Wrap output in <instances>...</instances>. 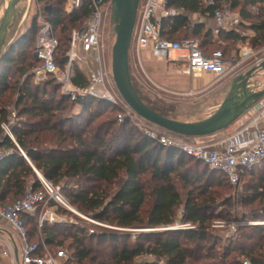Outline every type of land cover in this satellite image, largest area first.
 Masks as SVG:
<instances>
[{"label":"trees","instance_id":"obj_1","mask_svg":"<svg viewBox=\"0 0 264 264\" xmlns=\"http://www.w3.org/2000/svg\"><path fill=\"white\" fill-rule=\"evenodd\" d=\"M52 1L51 9L45 18L51 22L58 39L55 60L59 65H63L66 61L65 54L69 48L72 29L81 25L89 12V6L86 2L79 10L67 13L65 10L66 0ZM206 1L168 0L169 8L183 12L162 19V36L171 39L174 35L182 32H186L187 35H199L202 37L200 42L202 49L206 53H210L213 50H209L207 45L213 36L212 30L206 29L205 23L192 25L185 12L212 17L217 7L228 4L242 17L251 19L253 16L250 15L248 7L258 5L264 15V0H214L211 5H206ZM257 19L258 22L251 24V29L255 31L251 41L253 46H262L264 45V20ZM37 24V20L34 19L31 26L12 39L6 46L0 61V98L7 91L9 94L15 92L19 97L17 106L23 104L20 114L38 117V120L33 124L13 126L16 144L3 134L1 127L2 122L7 119L11 97L5 95L0 101V149L6 151L0 158V204L7 205L22 198L26 193L29 181L36 177L35 169H37L55 186H59L72 204L78 205L86 212H92L94 217L99 220L109 221L119 227L170 226L176 222L178 209L183 206L182 222L191 223L195 227L165 229L143 234L147 236L145 241L136 240L123 243L121 246H114L109 259L95 253L87 241L93 239L100 242L107 239L117 241L121 236H118L116 232H96L94 230L89 233L84 227L67 223H45L39 229L37 216L24 213L22 217L28 228L29 241L36 235V241L40 243V247L43 241L51 250L56 251L62 248L65 240L69 238L71 240L69 248L72 250V254L68 257L66 264H161L157 258L164 259L166 264H243V259L240 260V258L245 256L248 258L244 259H249L254 264H264V225L252 226L250 232L252 234L246 238L247 242L252 241V247L248 249L241 245L238 248L233 246V241L224 246H218L217 237L212 235L209 227L212 199L207 196L198 201L199 198L194 195L192 190H188L184 199L179 189V182L185 187H192L194 182H199L202 179H205V187H211L209 183L211 181L220 185L223 181L231 184L226 176L220 171L209 168L205 163L183 152L177 146L164 145L146 133L134 136L135 127H131V131L124 130L128 119L118 124L120 135L112 136V140L97 137L99 142L97 146L92 143L88 144V140L84 138H79L77 147L39 148L36 143L41 139L39 136L32 137L37 130L34 127L44 125L49 128L52 121L50 113L53 107L49 105L46 98L48 86L53 85L55 90L59 91V101L78 104L84 110L92 111L93 103L98 106L107 105L110 107H114V103L92 96L71 101L67 95L62 93L60 85L53 77L40 83L35 82L31 70L38 61L33 58V61L25 62L23 54L26 53L29 46L34 47L38 33ZM218 37L234 43L246 38L242 36L239 29L221 30ZM223 53L226 56L225 50ZM15 76V82L12 83ZM30 80L33 85H30ZM75 81L84 86L88 83L79 66ZM134 87L152 109L170 117L165 108L147 102L135 84ZM24 88L25 90H23ZM40 93L43 99L42 96L39 97ZM28 99H31V105L28 104ZM45 115L49 118H44ZM114 124L117 125V121ZM112 134L113 132L110 133V135ZM128 135L131 137L127 141ZM21 150L30 158L33 165L26 160ZM108 150H111L110 154ZM162 153L164 154L162 155ZM184 157L195 159L208 171L204 169L200 174L198 171L192 172L191 168L184 166ZM263 165L264 160L252 168L242 171L241 180L245 176H251L260 171ZM80 179L106 184L115 182L118 185L111 195L100 184L88 190L84 189L79 182L74 183L76 187L70 185L71 181H80ZM258 183L255 188L262 196L264 194V175L261 177L260 174ZM35 187H41L38 179H35ZM259 218L256 217V219ZM28 225H31V228ZM54 247L56 250L53 249ZM232 251L238 253V256L230 257ZM38 253H43L42 247ZM141 256L153 258L136 260Z\"/></svg>","mask_w":264,"mask_h":264},{"label":"built area","instance_id":"obj_2","mask_svg":"<svg viewBox=\"0 0 264 264\" xmlns=\"http://www.w3.org/2000/svg\"><path fill=\"white\" fill-rule=\"evenodd\" d=\"M86 2L89 12L81 25L71 32L63 65H59L55 60L58 39L51 22L46 19L39 22L34 44V59L40 64L34 66L31 74L34 75L36 83L50 77L55 78L62 93L71 101L92 96L110 102L119 99L126 103L113 79L111 61L104 42V28L107 18L111 15L113 0H66L65 10L72 13ZM167 2L168 0H140L132 40L135 49L150 48L156 57L181 62L184 74L201 77L204 73H212L218 79L238 67L240 59L245 60L252 54L253 49L250 47L240 53V59L228 60L220 50L206 53L197 39L173 40L163 37L162 19L183 12L169 8ZM213 3L214 0L206 1V5ZM212 18L216 24V33L221 30H238L242 21L241 14L228 4L217 7ZM173 52L178 54L175 59L171 58ZM78 66L87 78L88 83L85 86L75 81ZM98 87L102 88L101 92L97 91ZM15 115L14 111L9 114L1 127L3 134L17 144L13 131ZM232 126L230 131H222L220 136L212 137L204 143H178L166 135L153 131L149 132V136L164 145L179 147L209 168L222 172L232 185H237L241 182L242 171L264 160V97L245 110ZM5 152L0 151V158ZM21 152L33 165L25 152L23 150ZM35 171L40 188H36L35 181L31 180L22 198L7 205L0 204V227L13 228L23 241L22 260L19 261L13 243L0 236L2 255L9 259L8 264H63L67 258L63 249L53 251L42 241L43 253H38L40 243L29 241L28 228L22 214L38 215V228L41 229L45 223H64L67 220L58 208L79 213L59 186H55L37 169ZM90 220L96 222L94 218ZM90 231L94 232L93 229ZM242 261L243 264H254L249 259Z\"/></svg>","mask_w":264,"mask_h":264},{"label":"rangeland","instance_id":"obj_3","mask_svg":"<svg viewBox=\"0 0 264 264\" xmlns=\"http://www.w3.org/2000/svg\"><path fill=\"white\" fill-rule=\"evenodd\" d=\"M6 2L7 0H0V23L4 14ZM52 2V0H20L16 7L15 22L8 32L5 46H7L12 41V39H14L27 27L31 26L34 19L37 20L38 24L39 22L45 20L46 14L49 12V9H51ZM248 10L253 18L251 17V19H247L242 17L241 25L239 26L242 36L246 37L244 40L234 43L232 41L225 40L222 37L220 38L216 35H213L207 45L209 50H225L226 58L228 60L234 59L235 61L240 59V53L243 51L244 46L247 48L252 47V54L245 60L240 59V64L232 72L222 78H215L207 86H205V88H202L200 91L191 94L187 92L171 91L167 88L161 87L148 78L138 65H133L132 69L130 66L132 71L131 74L133 73V82L140 94L146 99L147 102L151 103L152 105L165 108L171 118L181 121L202 120L213 114L229 92L233 79L240 74L246 73L261 60H264V45L253 46L251 41L252 36L255 35V31L251 29V24L258 22L257 18L264 20V15H262L263 12L262 10H259L258 5L253 7L249 6ZM198 15V13H188L189 20L192 24L194 21L198 20ZM208 25L216 28V25L212 24L211 21H208L205 27L207 28ZM171 39H197L199 42H201L202 37L199 35H187L186 32H182L180 34L174 35V37ZM115 40L116 35L114 33V24L111 22L110 15L106 20V25L104 28V42L108 57H110L111 62L112 48ZM31 46H29L28 50H26V53L23 54V59L25 62L33 61L34 47ZM133 47L134 46L132 44L130 51L133 49ZM39 64L40 63L38 61L37 65L35 66H38ZM15 78L16 76L12 79V83L15 82ZM250 82L251 87L256 90L264 88V71L256 73ZM30 85H33L31 80ZM32 88L34 87L32 86ZM23 90H25V88ZM97 91L101 92L102 88L98 87ZM59 94V91L55 90L53 85L47 87V102H49V105L53 107L50 113L52 121L49 124V126H51L49 128L44 125L34 127L37 130L34 132L32 137L39 136L41 139V141L36 143L39 148L50 149L69 148L71 146L77 147L79 146V138H84L88 140V144L92 143V145L97 146L99 143L97 137H104L107 140H112L115 135H120L118 131V124L124 122L127 119L129 121L124 130L127 131L130 130L131 127H135L136 129L134 128V136H137L139 133H146L149 135V132L153 131L160 135H166L174 139L176 142L183 144L204 143L209 140V137L206 136L189 137L179 135L156 126L155 124L138 116L126 103L119 99H116V102H112L114 103V107L107 105L98 106L93 103L91 108L92 111H89V109L84 110L83 107L79 106L78 104H71L67 101H59ZM5 95L11 97V101L8 105L7 118L13 111L16 112V115L13 119V126H24L26 123L33 124L38 120V117L29 114H20V109L23 104H19L17 106V100L19 98L17 93L13 92L9 94V91H7ZM5 95L2 98H4ZM41 96L42 94L40 93L39 97ZM2 98H0V101L3 100ZM27 102L31 105V99H28ZM44 118L49 117L45 115ZM115 121H117V125L114 124ZM232 125L228 126L222 131H230L233 128ZM222 131L216 134L220 136ZM112 132L113 134L110 135ZM214 135L215 134L211 136ZM130 137L131 135H128L126 140L128 141ZM1 150L4 149H0V151ZM108 153L110 154L111 150H108ZM163 154L164 153H162V155ZM184 158V166L186 168H191L192 172L198 171L200 174L204 169L208 171V169L203 165L197 163L195 159L191 157ZM261 168L262 169L257 171V173L254 175L245 176L237 185H231L225 181L221 182L220 185L211 181L212 183L209 182L211 187H205V179H202L199 182H194L192 187H185L179 182V189L184 199L188 190L193 191L194 195L199 198L198 201H201V198L207 196L212 199V207L209 211V227L212 235L217 237L218 246H224L230 241H233V246H236L237 248L240 247V245L245 247V249L252 247V241L247 242L246 239L249 234H252L250 233L252 231V226L264 225L260 224V222H264V194L261 196L255 188L259 184L258 179L260 178V174L261 177L264 175V165ZM35 179H38L37 175L35 178H32L34 181ZM75 182H79V184L86 190L100 184L102 188L107 189L110 195L117 189L118 185L115 182L106 184L104 182H95L93 180L89 181L87 179H80V181L73 180L71 181L70 185L76 187L74 184ZM74 207L79 214L73 213L64 208H58L59 212L64 214V216L67 218V222L65 221L64 223L84 227L89 231V233L91 232L90 230L93 229L96 232H116L118 236H121L117 241H113L111 239H107L104 242H100L97 239L87 241L88 244H91V247L95 253L104 255L105 258L109 259L113 253L114 246H121L123 243L134 242L136 240L145 241L147 236L143 234H150L152 232L163 231L165 229L183 228V226H185L184 228L195 227L191 223L182 222V214L184 213L183 206L178 209L177 219L173 225L159 227H119L116 224L110 223L109 221L95 218L92 212H86L78 205H74ZM36 216L38 218V215ZM256 217L260 218L256 219ZM92 218H94L96 222L91 221L90 219ZM28 227L31 228V225H28ZM36 240L37 236L35 235L31 238L30 242H34ZM70 242L71 240L67 238L63 247L60 248L63 249L67 255V258L64 260L63 264H66L68 257L72 254V250L69 248ZM53 249L56 250L55 247ZM236 255L238 256V253L232 251L230 257ZM143 258L152 259L153 257L151 258L150 256H141L136 260L139 261ZM244 258L248 257H241L240 260ZM157 260L161 264H166L164 259L157 258Z\"/></svg>","mask_w":264,"mask_h":264},{"label":"water","instance_id":"obj_4","mask_svg":"<svg viewBox=\"0 0 264 264\" xmlns=\"http://www.w3.org/2000/svg\"><path fill=\"white\" fill-rule=\"evenodd\" d=\"M20 0H7L0 23V61L5 51L9 30L16 18V7ZM140 0H113L111 22L114 24L116 40L112 48V74L115 84L125 102L143 119L170 132L201 137L220 132L232 125L239 116L264 97V88L256 90L251 87V79L264 71V60L232 81L229 92L216 109L205 119L181 121L165 116L152 109L139 95L134 87L129 53L133 32L138 15Z\"/></svg>","mask_w":264,"mask_h":264},{"label":"crops","instance_id":"obj_5","mask_svg":"<svg viewBox=\"0 0 264 264\" xmlns=\"http://www.w3.org/2000/svg\"><path fill=\"white\" fill-rule=\"evenodd\" d=\"M198 16V20L194 21L193 24H206L208 21H211L212 24L216 25L212 17L202 14H199ZM207 28L212 30L213 35L218 36L219 33H216V28L211 25H208ZM177 56L178 54L175 52L171 54V58L175 59ZM129 59L131 69L133 65H138L148 78H150L159 86L167 88L171 91L187 92L193 94L194 92H198L202 88H205V86H207L216 78V76L212 73H204L201 77H193L188 74H184L182 72L181 62H174L162 57H156L153 55L150 48L137 50L135 47H133L129 53ZM216 136L218 135L215 133L214 136L208 135L206 137L211 139L212 137ZM0 236L9 239L13 243L16 250V257L19 261H21L23 241L20 239L16 231L11 227H0ZM2 249V244L0 243V264H8L9 259L2 255Z\"/></svg>","mask_w":264,"mask_h":264},{"label":"bare ground","instance_id":"obj_6","mask_svg":"<svg viewBox=\"0 0 264 264\" xmlns=\"http://www.w3.org/2000/svg\"><path fill=\"white\" fill-rule=\"evenodd\" d=\"M244 49L246 50V49H247V47H246V46H244V47H243V51H245ZM260 224H264V222H260Z\"/></svg>","mask_w":264,"mask_h":264}]
</instances>
